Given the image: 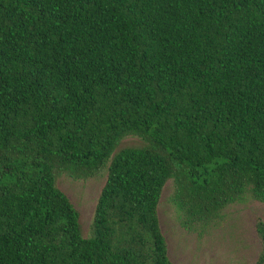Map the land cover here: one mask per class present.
<instances>
[{"label":"trees","instance_id":"trees-1","mask_svg":"<svg viewBox=\"0 0 264 264\" xmlns=\"http://www.w3.org/2000/svg\"><path fill=\"white\" fill-rule=\"evenodd\" d=\"M108 161L85 239L57 175ZM170 179L199 223L264 200V0H0V264H173Z\"/></svg>","mask_w":264,"mask_h":264},{"label":"rangeland","instance_id":"rangeland-1","mask_svg":"<svg viewBox=\"0 0 264 264\" xmlns=\"http://www.w3.org/2000/svg\"><path fill=\"white\" fill-rule=\"evenodd\" d=\"M147 145L142 138L130 135L121 140L116 151ZM109 164L108 161L89 176L67 171L57 175L58 189L79 213L85 239L92 235L95 208L107 181ZM184 205L177 198L176 180L170 179L162 191L157 212L168 257L173 264H257L262 243L256 223L264 222V200L257 197L252 186H247L238 199L209 222L190 220Z\"/></svg>","mask_w":264,"mask_h":264}]
</instances>
